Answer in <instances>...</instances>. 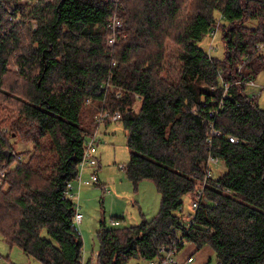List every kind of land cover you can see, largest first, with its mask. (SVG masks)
Masks as SVG:
<instances>
[{
	"label": "trees",
	"instance_id": "1",
	"mask_svg": "<svg viewBox=\"0 0 264 264\" xmlns=\"http://www.w3.org/2000/svg\"><path fill=\"white\" fill-rule=\"evenodd\" d=\"M115 12L128 27L111 47ZM216 12L222 58L201 44L219 21ZM167 40L179 48L177 66L167 59ZM259 44L264 0H0L5 241L41 264H81L76 206L64 192L78 176L96 116L120 111L130 149L126 174L135 185L153 180L161 203L139 225H103L98 263L146 264L164 257L163 246L179 254L187 241L197 250L210 245L217 264H264V109L243 82L264 71ZM12 62L20 82L8 88ZM109 79L121 97L105 90ZM211 124L221 135L208 143ZM18 138L32 144L26 159L14 147ZM210 154L226 170L201 189ZM188 194L198 206L184 222L178 211Z\"/></svg>",
	"mask_w": 264,
	"mask_h": 264
},
{
	"label": "rangeland",
	"instance_id": "2",
	"mask_svg": "<svg viewBox=\"0 0 264 264\" xmlns=\"http://www.w3.org/2000/svg\"><path fill=\"white\" fill-rule=\"evenodd\" d=\"M26 0H22L25 2ZM186 10V9H185ZM188 11V8L186 12ZM119 14V12H118ZM218 23L215 26L214 32L207 36L202 44L206 50L211 47L213 56L222 58L224 55V44L220 32V16L218 12ZM21 18V15H19ZM124 26L119 33H125L128 24L125 19ZM36 27V23H33ZM251 25L256 26L257 22L252 21ZM168 47L167 59L171 60L175 66L179 65L177 62L178 46L172 40H167ZM11 72L6 79L7 87L18 85L20 79L18 77V68L15 63L10 65ZM257 87H249L248 91H256L258 96V104L260 108L264 109V71L256 78ZM12 95V93H8ZM3 104L0 98V104ZM141 102L138 101L135 105L139 109ZM86 113V112H85ZM5 125L2 124V128ZM4 130H6L4 128ZM99 138L101 143L98 146L97 156L101 160V167L99 176L101 182L106 183L111 190V195H105L102 187L92 185L84 187L80 195V211L84 216L81 224L77 227L84 240V258L86 262L90 259L96 261V254L99 252L100 240L99 231L103 225L107 228L126 229L131 226L139 225L144 219L151 220L158 213L161 203V194L155 182L151 179H143L138 185L131 181L125 169H120L119 165L127 164L130 159V149L127 145V132L121 121L110 122L107 125L102 124L99 128ZM14 147L21 154L23 159H26L31 154V145L27 144L21 139H13ZM27 149V150H26ZM225 167L221 166L216 172H225ZM4 173L0 174V185L4 184ZM40 181V180H37ZM192 195L184 196L183 210L178 211L182 221L189 222L190 213L192 210ZM119 222V225L113 222ZM190 242H185V246L180 251V256L187 252ZM179 257V256H178ZM195 261L190 264H207L211 259L210 264L216 263V254L210 245H205L193 255ZM144 260L131 258L127 264H143ZM0 264H41L40 261L32 256L27 255L18 245L8 244L4 237L0 234Z\"/></svg>",
	"mask_w": 264,
	"mask_h": 264
},
{
	"label": "built area",
	"instance_id": "3",
	"mask_svg": "<svg viewBox=\"0 0 264 264\" xmlns=\"http://www.w3.org/2000/svg\"><path fill=\"white\" fill-rule=\"evenodd\" d=\"M115 3H118L119 0H112ZM124 26V21L119 16L118 12H115L109 19V27L111 30V35L108 38V45L114 46L117 42L118 34L120 29ZM217 27V26H216ZM215 29V28H214ZM214 29L211 31V33L214 32ZM259 50H264V45L259 44L258 45ZM243 82L248 87H257L258 85L255 82V79L247 78L246 80H243ZM223 83V82H222ZM223 86L225 89H227V84L223 83ZM105 90L115 89L116 90V96L119 98L123 94V89L121 87L114 86L111 79L108 80L106 85L104 86ZM226 91V90H225ZM251 97L255 102H258V96L256 91H251ZM135 97L137 101L141 100V96L139 94H135ZM223 103L220 102V108L222 107ZM216 110H212V114H216ZM122 118L121 112L116 111L112 113L111 111H102L96 116V123L98 125L94 128V130L89 134L85 141V147H84V154L82 157V160L79 163V173L78 176L71 181L67 182L66 189H65V196L67 198H70L74 201L76 206V213L74 217V223L78 226L81 224L84 216L80 211L81 205H80V195L82 192V189L86 185H97L99 184V170H100V163L98 161L97 151L98 146L101 143V139L99 138V128L102 124H105L106 120H110L111 122L120 121ZM210 136L208 137V143H212V137L214 135H221V131L214 128L213 124L210 125L209 130ZM229 140L231 142H238V138L234 135L228 136ZM221 166H224V161H222L218 156L210 154L208 157V161L206 163V175L203 180V183L201 184V189L205 187L207 184V180L214 177L216 175V170H218ZM120 169H126L125 164L119 165ZM3 173V172H1ZM202 192L200 191V194ZM198 206L197 202L192 203V209L196 208ZM115 225H119V222H113ZM161 251L164 253L163 258L153 259L146 264H190L195 261V258L193 255H189L183 260H180L178 258V255L174 248L163 246L161 248ZM96 261L93 259L86 262V259L84 258L83 253V259L81 264H99L97 261L98 258V252L96 254Z\"/></svg>",
	"mask_w": 264,
	"mask_h": 264
},
{
	"label": "crops",
	"instance_id": "4",
	"mask_svg": "<svg viewBox=\"0 0 264 264\" xmlns=\"http://www.w3.org/2000/svg\"><path fill=\"white\" fill-rule=\"evenodd\" d=\"M98 161H99V163H100V167H101V160H100V158L98 157ZM100 173V172H99ZM99 173H98V175H99ZM99 184H97V186H100V187H102V189H103V191H104V193H105V195L107 196V195H111L112 194V192H111V190L107 187V185H106V183H103V182H101V179H100V176H99ZM88 186H92V185H86V186H84V187H88ZM83 187V188H84ZM84 219V218H83ZM197 252V247H196V245L194 244V243H191V245L190 246H188V248H187V252L185 253V254H183V255H181L180 256V254L178 255L179 257L178 258H180V260H183L184 258H186L187 256H189V255H194L195 253ZM195 258V257H194ZM87 259V258H86ZM196 260V259H195Z\"/></svg>",
	"mask_w": 264,
	"mask_h": 264
}]
</instances>
